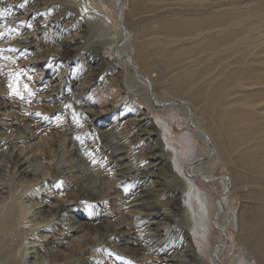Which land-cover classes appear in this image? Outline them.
I'll return each mask as SVG.
<instances>
[{
  "label": "bare ground",
  "instance_id": "6f19581e",
  "mask_svg": "<svg viewBox=\"0 0 264 264\" xmlns=\"http://www.w3.org/2000/svg\"><path fill=\"white\" fill-rule=\"evenodd\" d=\"M7 1L9 0H1L4 3ZM40 1L45 6L49 0ZM109 1L61 0L58 1L57 7L68 10L67 13L65 11L40 13V16L31 18L28 27L22 33L17 29L4 35L7 29L0 30V49L8 47L15 51L16 49L12 48L14 46L26 51L27 48L37 45L46 47L57 45L59 42L52 36V30L55 22L63 21L69 25V29L62 30V34H65L62 40L65 42V50L63 48V53H59V58L70 62L77 55L76 46L80 44L83 46L86 42L87 48L93 49L92 52L89 51L91 56L88 66L96 67L95 84L99 81L101 84L95 87L93 85L88 92H91L95 115L99 120L91 121L88 125L77 124L61 137L58 144L63 148L62 159L65 165L59 177L61 188L64 187L66 196L79 204L90 205L93 211L92 221L85 223L82 228L86 230L89 226L91 232L99 234L100 240L110 239L109 233L112 234L114 231L110 232L111 229L105 225L101 214V209L106 207L111 208L115 216L128 226H137L136 229L143 227L146 231L149 229L151 220L145 215L144 209L135 203L142 197L141 179L133 186L132 195L136 197L135 200L128 202L129 197L118 195L114 197L119 193L114 189L118 184L114 168L119 164L115 160L111 168L112 163L109 165L108 161L113 158L115 152H120L124 161L128 163L141 162L146 165V161L149 160L153 167L152 171L159 179L158 182L155 180L147 182L150 186L157 182L160 190L171 192L173 190H170V185L174 178H179L177 202L160 204L166 213L180 212L181 215L180 221L173 225L176 229L171 228L172 225L167 226L173 223L174 218H166L167 221L165 220V224L162 225L166 236L169 235V231L172 233L175 231L174 234L179 231L176 247L165 254L164 263L225 264L222 253L231 244L230 240L222 237L215 247L207 250L195 238L210 237V230H206L210 219L218 233H226L228 222L226 223L223 218L229 212V195L237 193L241 209L236 216L230 212L229 220L238 230L237 243L240 253L249 257L250 263L264 264V0H111L114 2L111 7L116 13V19L107 11L108 6L102 7L103 3L107 4ZM126 2L129 4L127 15L130 22L123 15ZM18 4L15 0L14 7L17 8ZM49 25H52V28H49ZM40 28L44 31H40ZM45 32L48 34L43 36ZM128 45L134 49L133 56L123 51ZM110 57L114 58L113 68L121 67L119 71L124 77L116 82L112 81L111 86L104 89L102 85L108 80L103 78V71ZM12 62L4 60L0 54V65L4 69L9 68L11 75L23 79L27 87L42 86V74L22 72L23 75H20V69L29 65L25 60L20 59L16 64ZM154 71L159 74L156 78L152 76ZM47 75L54 77L50 70ZM67 80L74 92L81 93L78 87L80 77L76 70L68 73ZM38 90H40L38 93L35 91L29 96L33 98L44 89ZM137 91L141 92L146 107L135 108L139 118L128 119L125 109L135 106L134 96ZM36 99L37 104L41 105L36 104L38 108L43 105L45 107H42L43 110L45 109L51 118L44 119L46 115L43 113L39 118L35 114H29V118L24 119L22 112L10 111L11 117L7 116L5 120H0V132L5 134L3 130L7 128L31 130L38 133L37 140H40L46 137L42 133L48 125H59L64 130L66 115L54 107L53 98ZM155 108L175 109L186 113V124L189 125L190 120L193 127L187 134L203 142L200 148L205 153L201 152L197 156L193 153V157L188 160L189 163H181L180 151L166 141L168 130L165 123L156 122L149 112ZM68 116L69 123L77 121L79 117L78 112L72 110ZM202 121L206 122L205 128L201 125ZM84 129L86 130L82 132ZM76 135L83 136L79 143L74 144ZM145 135H148L147 139ZM87 145L94 146L93 151H100L104 157V161L97 163V166L94 165L97 176L92 175L94 179L98 178L101 181L100 193L92 191L90 184L87 185L88 183L86 184L78 174L73 173L70 176L64 174L66 169L75 168V160L73 162L71 156L75 155L79 160L87 161L85 151ZM217 160H221L228 170L222 181L217 180L208 171V166ZM19 167L24 173V182L32 184L31 171L30 173L27 171L21 160ZM141 167L142 165H139L136 168L140 172V177ZM196 179H202L204 182L213 180V184L222 187L221 198L214 209L210 210V206L206 208L207 206L199 199L201 205L198 206V213L196 212L197 187L194 185ZM154 192L153 198L159 199ZM6 198L0 199V205L6 203ZM15 208L0 209V264H23L22 255L27 236L33 235L32 233L42 224L41 221L36 223L34 219L36 224L25 228L21 226L22 229H18L25 217L26 207L23 204ZM67 208V204L57 198L55 202L44 205V212L56 215ZM203 214L204 219H208L206 223L202 221ZM246 214H251L252 219L245 220ZM198 230H202L201 234ZM123 236L127 244L125 249L114 254V264H152L151 259L160 258L157 256L159 254L148 251L152 241L150 242L148 237L146 238L149 240L144 238L142 233H126ZM17 250L19 254L21 252V257H17ZM63 256L59 254L58 258L62 259Z\"/></svg>",
  "mask_w": 264,
  "mask_h": 264
},
{
  "label": "rangeland",
  "instance_id": "374dc122",
  "mask_svg": "<svg viewBox=\"0 0 264 264\" xmlns=\"http://www.w3.org/2000/svg\"><path fill=\"white\" fill-rule=\"evenodd\" d=\"M58 1L61 0H49L47 5L44 6L43 3H41L42 1L40 0H16V2L19 3L18 4L19 6L15 8L14 7L15 0H9L5 3L1 2L0 0V12L3 13V15H0L1 16L0 30L3 28L7 29V31L4 32V35H6L11 30H17V29H20L22 33L25 30V28L28 27V23L31 20V18L35 16H40L43 13L50 14L51 11H53L54 13L56 12L60 13L61 11L62 12L65 11V13H67L66 11L68 10L64 9L63 7H59V6L57 7ZM109 3L107 4L103 3L104 5L102 4V7L104 6V8H106V6H108L106 8L107 11L111 12L112 17L116 19V13L111 7L113 6L114 2L110 0ZM126 3L127 4H125L123 8V15H125L124 18H127V20H129L130 22L129 16L127 15V12L129 11V4L128 2ZM48 27L52 28V25H49ZM53 29L54 30H52L53 31L52 36L56 39L57 42H59L57 45L61 44V46H57L55 44L47 47L37 45L27 48L26 51L25 49H20L12 46L13 49L14 48L16 49L15 51L14 50L11 51V49H8V47H4L1 48L4 51L0 52L4 60L10 62L14 61L12 62L13 64H16V62L18 63L20 59L25 60V62L29 60L27 62L29 65L26 67L25 66L22 67L21 68L22 70L20 69L19 73L21 76L23 75V73L25 74L27 72H32V74L34 75L35 74L43 75L42 86L35 87V85H33L31 87L25 88V85L27 84L24 83L23 79L21 80L20 77H18L17 79L16 76L11 75L10 73L11 70L9 68L4 69L0 65V106H1L0 108H2L0 109V118H1L0 120H5L7 116H10L12 114L10 113V111L14 112L16 110L18 111V112L16 111L17 113H21V112L23 113L22 115L24 116V119L29 118L28 116L29 114H35L39 118L40 116L43 115V113L46 115V117L44 116L45 117L44 119L51 118L50 115L46 114L45 109L43 110V108H45L43 105H42L43 108L41 107L42 109L40 107L38 108L37 105L40 104H37L36 101L37 97L38 100H41L39 99L41 97L53 98L52 102L54 103V107L56 106L55 108L58 111L62 110V113H65L66 115L65 116L66 121L64 122V126H65L64 130H62L59 125H48L44 130L45 132L42 133L44 136H46L44 137V139L40 138V140H37L39 139V136H37L38 133L35 132L33 133V131L31 130L7 128L8 130L7 129L3 130V133L5 134H2V132H0L1 133L0 135V144H1L0 145V155H1L0 156V197L1 198L0 199H2V197L4 198L7 197L6 203L1 204L2 206L6 205V207H2L0 205V209L6 208L7 210H9L10 208H12L14 210L15 207H16L15 209H17L21 205L23 204L25 205L26 214L24 219L21 221V224H19L18 229H22L25 228L26 226L39 223L40 221L42 222V224L40 223L42 226L39 225L38 229L34 232L36 236L34 235V233H32L33 235L30 234L27 236L26 246H25L26 249L24 248L23 255L21 254V252L19 254V250H17L16 255L17 257H21L22 255L23 264H114L115 263L114 254L116 252L125 249L127 244L124 239L125 236L123 235L126 233L128 234L142 233L144 235V238L148 237L150 240L148 238L146 239L149 240L150 242L151 241L153 242V243L151 242L150 250L148 251H151L155 254H159L157 256L160 257L157 259H151L150 260L152 261L151 263L166 264L164 263L165 262L164 259L166 257L165 254L169 252L171 249L173 250L176 247L179 231L175 234H174L175 231H173V233L169 231V235L167 234L166 236V232L163 229L162 225L165 224L164 222H166L168 218H172V219L174 218V221H172L173 223H170L167 226L172 225L171 228L176 229V227H174L173 225H176L180 221L181 215L180 212L166 213L167 211H165L163 209V205L160 204L165 202L166 203L169 202L170 204H175L177 202V195L180 190L179 188H177L180 185L178 181L179 180L178 177L174 178V181L170 185L171 186L170 190L173 191L170 192L167 190H160L159 187H157V182L159 181V179L157 178L156 173L152 171L153 167L152 165L149 164V160L146 161V165L141 162L136 164L135 162L128 163L127 161H124L122 155H120V152H115L113 154V158H111L108 161L109 165H111L112 163V165L110 166L111 168L115 164V162L113 163V161L116 160L117 164H119V166L114 168L115 176L117 177V181H118V184L114 187V189L117 192H119L118 194H115L114 197H116L117 195L124 198L129 197L127 199L128 202H130L131 200H135L136 197L132 195L133 194L132 192L134 191L133 186L134 183L139 182V180L141 179L140 185L143 191L142 193L143 198L139 197V199L136 200L135 203L140 205L144 209L145 215L151 220V222L148 226L149 229L147 231L144 230L143 227H139L136 229L137 226L134 225L128 226L126 222L116 217L111 208L107 209L106 207H103L101 209L102 220L105 223V225H107L108 228L112 230V231L110 230V232L113 231L115 232V233L113 232L112 234L109 233L108 237H110V239L108 238L105 240H100V238H98L99 234L91 232L90 228H88L89 226L86 227L87 228L86 230L82 228V226L85 223L92 221L91 217L93 218V211L91 209V206L88 204L87 205L79 204V202L72 200L73 198L71 197L70 199L69 196L65 195L66 193L64 187L61 188L59 177L65 165L62 159L64 156L63 148H61L58 144L60 143L61 137L65 135L66 132L69 133L70 132L69 129H73L74 127L77 126V124L78 126L84 124L88 125L91 121L96 122L99 120V117L95 115L94 101L93 98H91V92H88V90L93 85L94 87L100 85L101 81H99L98 84H95L97 77H96V72L94 71L96 67L91 66L90 68L88 66V60H90L89 56H91L90 52H92L93 49L90 47L87 48L86 40H85L86 43H84L83 46L82 44L76 46L78 47L77 49H79L78 51L75 47L77 55H75L70 60V62H67L63 58H59L60 57L59 53L61 54V52L63 53V51L65 50V46H64L65 42L62 41L64 40L65 34H62L63 33L62 30L69 29V25L63 21L55 22V27ZM40 31L43 32L44 29L40 28ZM46 34L48 33L46 32L43 33V36ZM123 51L128 52V54H130L131 56H133L134 54V49L133 47H131V45H128L127 47L123 48ZM107 61L108 64L105 63V69L103 71L104 75L102 73L103 78L105 80H108L105 81L102 85L104 89L109 88L112 84V81L116 82L117 80L122 79L124 77L123 74H121L119 71L121 67L118 68L119 66H117V69L113 68L112 66V62H114L113 57L108 58ZM48 70H50L54 75L53 78L47 75ZM75 70L80 77L78 87H80L81 93H77L76 91L74 92L72 90V85L67 80L68 73L72 71L74 72ZM152 76L153 78H156L159 76V74L154 71L152 72ZM41 88L44 89L43 92L40 93L41 95L40 94L35 95V97L33 98L29 96L31 95V93L34 94L35 91H37L35 93H38L40 91L38 89ZM50 91L52 93H50ZM17 92L19 93V95L17 94ZM140 93L139 91L135 92V96H134L136 103L135 106L125 109L128 115V119L139 118V116L135 113V108L146 107L145 101L143 97L140 95ZM71 110L77 111L79 117L77 121L75 120L69 123L68 113L71 112ZM174 110L175 109L155 108L154 110L152 111L150 110L149 112L152 118H154L156 122L165 123L168 130L166 133V137H167L166 141L172 147L180 151L179 160L181 161V163L183 162L189 163L190 158L193 157V153L194 156L201 154V152L205 153V151L202 148H200V145L201 144L203 145V142L199 140H195V138L192 135L187 134V132L192 130V128L188 124H186V117H187L186 113L181 112L179 110H175V111ZM202 122L201 125H203V127L204 126L206 127V122L205 121ZM57 130L58 132L56 133L55 131ZM85 130L86 129L82 130V132H84ZM81 136L83 135L80 136L76 135L74 137V144L79 143V141L81 140ZM147 136L148 135H145V139L148 138ZM189 141L191 142L189 143ZM66 148H68V145H66ZM94 149H95L94 146L91 145L86 146L85 151H86L87 161H82L81 159L79 160V158L75 155L71 156L73 162L75 160L74 165L76 170L75 168L70 170L66 169L64 174H66V176L73 175V173L78 174L79 176L82 177V180L85 181L86 184L88 183L87 185L90 184L89 187L91 188L92 191L100 193L102 192L101 183H100L101 181L98 178L94 179L92 175L95 174V176H97L96 174L97 169L95 171L96 167H94V165L96 164L95 166H97V163L99 162L101 163V161H104V157L103 154L100 153V151H98L99 153L97 151H96L97 153L93 151ZM18 155L20 158H18ZM20 160L25 165L27 171L29 173L31 171L30 174H32L33 177L32 184H28L24 182L25 180L24 173H22L21 170L19 169ZM139 165L140 166L142 165V167L140 168V171L142 172L141 177H140V172L136 170V168L139 167ZM208 171L211 172V174L214 177L225 176L228 174V170L224 167V164L221 160H217L216 162L211 163L208 166ZM151 180L157 181L154 184V186H150L148 184ZM212 181L213 180L204 182L202 179H196V181L194 180L195 188L197 187L196 196H195V209L197 213L199 210L198 206L201 205L200 204L201 201L202 204L207 206L206 208L210 206L209 209L212 210L214 209V207H216L217 203L221 198L220 196L222 195V187L219 184L218 185L213 184ZM149 191L152 192L148 193ZM153 192L156 195H158L160 198L155 200L152 195ZM198 193H200V195ZM236 195L238 196L237 193L229 195L230 205L228 209L229 212L227 214L228 216L226 215L223 218V220L226 223L228 222L226 225L227 226L226 233L225 234L218 233L217 230L214 228L213 222H211L212 219H210L209 227L206 228V230L208 229L211 232L210 237H208V239L204 238V236L203 238L196 237L195 240H198V242L202 244V247L204 245V248L209 250L212 247H215L216 244L221 241L222 237H224L226 238L227 241L230 240L231 242V244L228 245V247H226L222 253V257H223L222 260H224L225 264H254L252 262L250 263L251 260L249 259V257H246L245 255L240 253V247L239 244L237 243L238 230L233 226V224L229 220L231 213L235 214L236 216V214H238L241 209L240 198L239 196L237 197ZM57 198L60 202L61 201L65 202L68 208L65 211L57 212L56 215L54 213L47 214L46 212H44V205L46 203L47 204L52 203V201L55 202ZM199 199H201V201H198ZM204 209L203 212H205L206 214V211ZM45 214L48 216L46 217ZM177 216L178 218H176ZM246 216H245L246 218L245 220L252 219L251 214H246ZM211 217H213L212 214ZM42 218L44 219V221ZM34 219L36 223H34ZM198 219L200 218L198 217ZM202 221L204 223L208 221V219H204V214L202 217ZM198 232L201 234L202 230H198ZM49 239L51 241H49ZM59 254L61 256L65 254V256H63L64 258L63 257L62 259L60 257L58 258ZM53 255L56 256L54 257ZM65 257L66 258L70 257V258L66 259ZM235 261L237 262L234 263Z\"/></svg>",
  "mask_w": 264,
  "mask_h": 264
},
{
  "label": "water",
  "instance_id": "95a60500",
  "mask_svg": "<svg viewBox=\"0 0 264 264\" xmlns=\"http://www.w3.org/2000/svg\"><path fill=\"white\" fill-rule=\"evenodd\" d=\"M118 17H120V11L118 12ZM189 125H190V127L193 129L190 120H189ZM223 177H224V176H219V177H216V178H217V180L222 181Z\"/></svg>",
  "mask_w": 264,
  "mask_h": 264
},
{
  "label": "snow or ice",
  "instance_id": "6c2138e0",
  "mask_svg": "<svg viewBox=\"0 0 264 264\" xmlns=\"http://www.w3.org/2000/svg\"><path fill=\"white\" fill-rule=\"evenodd\" d=\"M0 15H3V13L2 12H0ZM2 51H4V50H2V49H0V52H2ZM5 59H7V58H5ZM27 86L25 85V88H26ZM17 94L19 95V93L17 92Z\"/></svg>",
  "mask_w": 264,
  "mask_h": 264
}]
</instances>
